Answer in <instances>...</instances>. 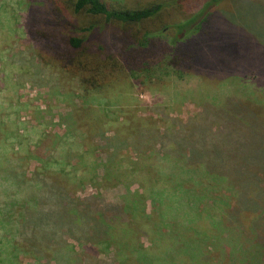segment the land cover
I'll use <instances>...</instances> for the list:
<instances>
[{
    "label": "rangeland",
    "instance_id": "rangeland-1",
    "mask_svg": "<svg viewBox=\"0 0 264 264\" xmlns=\"http://www.w3.org/2000/svg\"><path fill=\"white\" fill-rule=\"evenodd\" d=\"M103 1L132 10L171 0ZM208 1L188 0L170 18L185 22ZM219 1L208 11L214 52L204 53L210 63L178 82L131 77L117 57L83 55L62 67L30 31L37 24L32 13L44 15L38 16L41 28L54 17L48 0H0V210L15 193L20 199L37 194L40 180L56 182L72 197L99 195L115 206L126 196L130 204L95 216L105 229L87 246V257L68 240L74 247L69 264H264V20L258 18L264 0ZM70 24L64 37L80 32L68 16ZM95 39L116 51L106 33ZM237 65L240 77L226 78L224 69ZM235 94L258 100L253 119L227 110L228 100L239 103ZM220 132L243 137H227L215 150L219 168L208 179L217 185L198 203L177 207L166 193L164 207L140 199L165 187L162 172L176 151L221 146ZM3 176L22 184L9 190ZM4 226L0 253L9 239ZM15 256L19 264H46Z\"/></svg>",
    "mask_w": 264,
    "mask_h": 264
},
{
    "label": "trees",
    "instance_id": "trees-1",
    "mask_svg": "<svg viewBox=\"0 0 264 264\" xmlns=\"http://www.w3.org/2000/svg\"><path fill=\"white\" fill-rule=\"evenodd\" d=\"M187 1L171 0L130 10L108 6L103 0H48L49 14L54 17L42 24L41 28L38 16L44 15L36 16L32 13L30 22L37 24L33 25L30 31L40 49L58 61L62 67L72 66L83 55L108 59L117 57L131 77L182 82L199 70V64L206 61L210 63L204 53L214 52L211 48L212 33L208 11L220 2L209 0L199 14L185 22L172 21L171 11ZM68 16L80 24V32H73V36L64 37L63 34L71 33V28L75 26L67 25ZM258 18L264 20V15ZM256 29L255 27L254 31ZM99 33L109 35L110 43L116 51L112 52L97 42L95 35ZM238 67L237 65L233 69H224L223 74L226 78H238L241 75ZM211 68L212 65H209L206 70ZM234 99L239 100V103L232 106L233 103L228 100L227 110L232 108L233 112L238 111L235 114L245 112L246 114H241V119L246 120L248 116L252 118L256 115L258 100L237 94ZM247 125H250L249 122ZM218 135L223 143L221 146L204 144L200 150L192 148L184 155L176 151L174 154L177 159L162 172L161 180L165 187L161 188V191L154 188L147 197L139 195L140 199L149 200L154 206L164 207L165 196L169 194L171 196L168 198L175 201V206L185 205L190 209L198 197L203 195L204 190L217 185L208 179L215 174V168H219L220 162L214 157L215 150L218 151L227 145V137L234 138L235 141L243 137L239 134L231 137V133L225 135L221 132ZM200 156L204 159L202 162L196 160ZM200 172L206 175V184L202 183ZM8 177H2L6 188L9 184V190L21 186L22 183L16 181L18 179L12 180ZM26 181L25 179L23 182ZM152 183L155 185L157 182ZM30 184L32 183L29 182L28 185ZM59 186L56 182L48 184L40 180L37 181V194L20 199L15 193L12 201L4 204L0 210V224L4 228H7L4 226L7 224L9 239L5 244L7 248L0 253V257L5 256V259L0 258V264H19L18 256H15L18 254L34 260L45 258L46 264H69L70 252L73 253L74 247L68 240L77 243L83 255L87 257L85 251L91 249L87 246H94L105 229V222L99 218L112 212L115 215L130 206L126 196L122 198L121 205L111 206L99 195L80 199L69 196L67 192H61ZM137 194L139 193H135V196ZM96 215L99 218H96ZM2 245L4 243L0 246ZM69 248H72V251ZM94 251L93 249L92 252Z\"/></svg>",
    "mask_w": 264,
    "mask_h": 264
}]
</instances>
